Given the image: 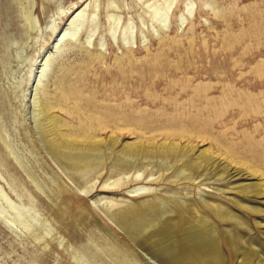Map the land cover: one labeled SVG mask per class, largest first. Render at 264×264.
Returning a JSON list of instances; mask_svg holds the SVG:
<instances>
[{
    "label": "rangeland",
    "instance_id": "1",
    "mask_svg": "<svg viewBox=\"0 0 264 264\" xmlns=\"http://www.w3.org/2000/svg\"><path fill=\"white\" fill-rule=\"evenodd\" d=\"M182 112L213 139L181 145L218 166L188 181L165 161L120 155L144 173L124 184L112 153L177 143L151 139L161 116ZM110 113L122 128L131 115L130 130L139 120L149 129L116 130ZM65 142L80 155L101 143L103 153L83 154L103 164L74 170L51 150ZM138 187L149 191L130 193ZM263 193L264 0H0V264H156L117 215L169 197L228 204L264 247Z\"/></svg>",
    "mask_w": 264,
    "mask_h": 264
},
{
    "label": "bare ground",
    "instance_id": "2",
    "mask_svg": "<svg viewBox=\"0 0 264 264\" xmlns=\"http://www.w3.org/2000/svg\"><path fill=\"white\" fill-rule=\"evenodd\" d=\"M71 24H74V21ZM67 35L68 29H65L59 34L58 40H63ZM41 77L39 76L37 82H39ZM38 112L41 114L44 112V108H39ZM184 112L171 119H166L165 116H161L163 117L162 120H164V123H162L163 127L161 126L160 130L157 129L156 131L159 132L151 139L156 142L163 139L167 142L177 141V143L161 144L160 146L150 144L147 147L127 144L124 145L122 150L112 153L111 156L113 158L111 160L113 159V169L121 172L119 176L124 184L142 182L144 180V173L140 169L132 168L130 163L122 158L123 156L133 157L135 160L143 158L165 161V163H170L172 166H177L172 172V178L181 180V175L187 173L185 178L188 181H194L198 177L200 178V176L203 177L213 166H218L216 162L212 161L211 155H207L206 152L201 151L198 155L193 156L192 154H194L196 147L189 148L188 146L181 145L182 141L197 142V140H200L204 142L205 140L210 141V139H213L204 130L188 128L193 123H197L199 116L194 115L193 117L186 118V116L184 117ZM43 115L41 114L40 116L43 117ZM141 115L143 117V114ZM102 117L108 119L105 123L108 121L113 123L114 125L112 126H116V130H124L127 126V132L133 135H136V131L144 132L149 129L147 123L142 125L144 121L139 120L138 123L140 126H137L138 128L141 127L140 131L134 128L130 130V123L133 122L130 119L131 115L128 119L127 117H122L124 124L126 123V126L123 128L114 122V116L112 114L111 116L103 115ZM186 120L190 122L189 126ZM100 127L101 125H99L100 130L104 129V127ZM137 136L139 137V135ZM217 142L221 144L219 141ZM83 144L79 148H77L78 146L76 147L79 152H82L81 155L80 153L74 154L76 150L72 152L75 146L72 147L69 142H65L62 145L55 143L53 145L54 148L51 150L60 161L65 162L74 170L81 168L80 170L84 171L82 173H85L91 165L103 163L102 157L98 160L89 158V156L85 158L87 154L84 155L83 153H87L88 150H90V153L91 150H99L102 153L103 151L100 149L101 143ZM115 144L116 139H109L107 143L108 150L112 151ZM50 147L52 146L50 145ZM120 155L123 156L121 157ZM225 172L226 169L224 167L219 168V173L225 174ZM130 174H132L131 177ZM203 181L198 182V185L202 184ZM148 191L147 188L138 187L134 191H130V193L142 194ZM249 191L253 190L248 187H241L238 192L245 193ZM256 195L260 196L261 192ZM191 200L187 199L179 202L176 198L169 197V199L164 201L155 200L137 206H127L118 212L117 221L119 228L156 264H226L227 261L223 252V246L227 248L231 259L237 264H264V247L256 239L247 237L250 234L247 235V222L244 218L234 213L228 204L224 202ZM244 202L239 200L236 201V204L250 213H262V209L251 205H244ZM137 264L139 263L137 262Z\"/></svg>",
    "mask_w": 264,
    "mask_h": 264
}]
</instances>
